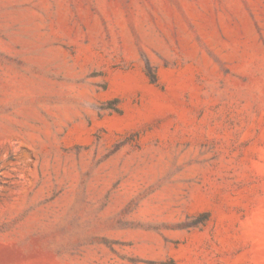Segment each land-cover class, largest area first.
Segmentation results:
<instances>
[{
	"label": "rangeland",
	"instance_id": "rangeland-1",
	"mask_svg": "<svg viewBox=\"0 0 264 264\" xmlns=\"http://www.w3.org/2000/svg\"><path fill=\"white\" fill-rule=\"evenodd\" d=\"M0 264H264V0H0Z\"/></svg>",
	"mask_w": 264,
	"mask_h": 264
}]
</instances>
